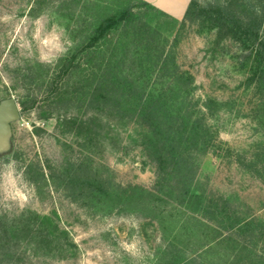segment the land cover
Wrapping results in <instances>:
<instances>
[{
  "label": "rangeland",
  "instance_id": "rangeland-1",
  "mask_svg": "<svg viewBox=\"0 0 264 264\" xmlns=\"http://www.w3.org/2000/svg\"><path fill=\"white\" fill-rule=\"evenodd\" d=\"M129 2L131 24L87 49L97 23ZM184 14L140 0H0V101L14 97L21 110L11 147L0 154V235L6 239L0 264H166L169 241L178 255L230 264L229 246L212 242L213 230L199 229L176 203H157L156 211L126 204L108 212L99 200L74 201L51 183L49 173L62 172L70 161H84L124 186L151 189L155 183V165L142 146L146 129L129 115L88 103L105 65L146 89L173 73L194 76L192 104L217 101L214 112L205 109L215 139L196 154V188L264 220L260 94L235 57L238 43L184 23ZM161 54L169 71L152 67ZM172 94L175 105L179 94ZM258 244L264 252V239Z\"/></svg>",
  "mask_w": 264,
  "mask_h": 264
},
{
  "label": "trees",
  "instance_id": "trees-1",
  "mask_svg": "<svg viewBox=\"0 0 264 264\" xmlns=\"http://www.w3.org/2000/svg\"><path fill=\"white\" fill-rule=\"evenodd\" d=\"M140 1L150 5L145 0ZM132 8L129 2L100 20L89 35L86 48L97 47L101 41L106 42L112 32L131 24ZM186 21L215 32L219 39L228 38L238 43L239 54L235 57L247 73L248 86H253L260 94L256 115L258 121L264 123V0H190L183 17V22ZM146 53L149 57V52ZM161 57L162 54L152 67H158L160 72L169 71V62ZM99 77L89 105L99 103L120 118L129 115L146 129L142 146L155 165V183L151 189L124 186L108 175L93 173L84 161H70L62 172L49 173L55 188L64 190L74 201L97 199L108 212L126 204L143 203L150 207L146 210L156 211L157 203H176L191 212L199 229L213 230L212 242L229 246L227 260L230 264H264V252L257 248L264 239V220L241 215L227 197L196 188L199 170L196 154L207 152L215 139L206 110L214 112L216 99H209L201 108L193 105L191 91L195 78L188 72L164 76L159 87L149 89L124 71L114 72L110 65L104 66ZM172 92L179 94L177 98L181 97L175 98L178 101L175 105L170 101ZM41 177L46 180L43 171ZM3 224L0 222V226ZM5 242V237L0 235L1 248ZM176 247L173 241L167 243L166 264L213 263L186 257L184 252L178 255ZM4 255L0 251V260Z\"/></svg>",
  "mask_w": 264,
  "mask_h": 264
},
{
  "label": "water",
  "instance_id": "water-1",
  "mask_svg": "<svg viewBox=\"0 0 264 264\" xmlns=\"http://www.w3.org/2000/svg\"><path fill=\"white\" fill-rule=\"evenodd\" d=\"M21 118V110L14 97L0 101V154L11 147L12 123Z\"/></svg>",
  "mask_w": 264,
  "mask_h": 264
},
{
  "label": "crops",
  "instance_id": "crops-1",
  "mask_svg": "<svg viewBox=\"0 0 264 264\" xmlns=\"http://www.w3.org/2000/svg\"><path fill=\"white\" fill-rule=\"evenodd\" d=\"M149 3H152L153 5L157 6L161 10L175 15V16H182L187 9L189 0L183 1L182 4L179 2V0H145ZM179 5L183 6V11L181 13H176L177 8Z\"/></svg>",
  "mask_w": 264,
  "mask_h": 264
}]
</instances>
